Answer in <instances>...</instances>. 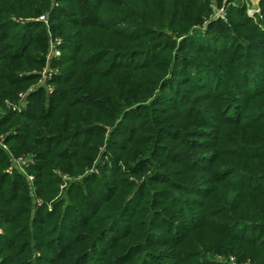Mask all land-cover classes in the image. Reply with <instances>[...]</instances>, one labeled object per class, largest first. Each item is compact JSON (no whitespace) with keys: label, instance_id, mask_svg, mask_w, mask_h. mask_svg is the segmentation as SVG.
Segmentation results:
<instances>
[{"label":"trees","instance_id":"trees-1","mask_svg":"<svg viewBox=\"0 0 264 264\" xmlns=\"http://www.w3.org/2000/svg\"><path fill=\"white\" fill-rule=\"evenodd\" d=\"M259 6L0 0V264H264Z\"/></svg>","mask_w":264,"mask_h":264},{"label":"rangeland","instance_id":"rangeland-1","mask_svg":"<svg viewBox=\"0 0 264 264\" xmlns=\"http://www.w3.org/2000/svg\"><path fill=\"white\" fill-rule=\"evenodd\" d=\"M242 4L246 7V14L247 16L251 17L255 22L258 21L259 17H261L262 8L259 6V0H240ZM215 18L219 16L221 13L218 10L214 11ZM32 179L31 177L29 180ZM2 232V229H0V233Z\"/></svg>","mask_w":264,"mask_h":264},{"label":"built area","instance_id":"built-area-1","mask_svg":"<svg viewBox=\"0 0 264 264\" xmlns=\"http://www.w3.org/2000/svg\"><path fill=\"white\" fill-rule=\"evenodd\" d=\"M39 20L45 22V17H40ZM58 42H59L58 40H55L50 43L47 59L58 58L60 56V51L56 47V44Z\"/></svg>","mask_w":264,"mask_h":264}]
</instances>
